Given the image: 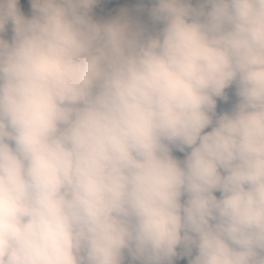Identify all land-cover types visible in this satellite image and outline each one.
Instances as JSON below:
<instances>
[{"label":"clouds","instance_id":"9594fccd","mask_svg":"<svg viewBox=\"0 0 264 264\" xmlns=\"http://www.w3.org/2000/svg\"><path fill=\"white\" fill-rule=\"evenodd\" d=\"M0 264H264V0H0Z\"/></svg>","mask_w":264,"mask_h":264},{"label":"rangeland","instance_id":"374dc122","mask_svg":"<svg viewBox=\"0 0 264 264\" xmlns=\"http://www.w3.org/2000/svg\"><path fill=\"white\" fill-rule=\"evenodd\" d=\"M22 2L26 3V0H22Z\"/></svg>","mask_w":264,"mask_h":264}]
</instances>
